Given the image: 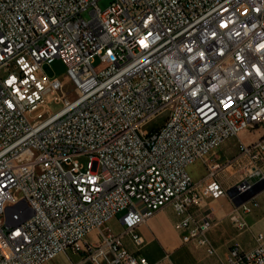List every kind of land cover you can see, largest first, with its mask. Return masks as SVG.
Returning <instances> with one entry per match:
<instances>
[{
    "label": "built area",
    "instance_id": "2783aa9c",
    "mask_svg": "<svg viewBox=\"0 0 264 264\" xmlns=\"http://www.w3.org/2000/svg\"><path fill=\"white\" fill-rule=\"evenodd\" d=\"M98 1L0 0V264H48L69 249L93 264L109 253V264H151L138 230L166 207L182 242L216 264H264L263 234L223 259L209 235V202L264 185V0H114L105 11ZM96 57L108 68L98 73ZM56 60L66 81L43 70ZM258 128L238 144L235 163L249 169L230 191L215 162L193 182L190 165ZM258 208L240 204L239 232ZM117 216L121 234L108 227ZM92 232L98 243L82 249Z\"/></svg>",
    "mask_w": 264,
    "mask_h": 264
},
{
    "label": "crops",
    "instance_id": "0c3cea01",
    "mask_svg": "<svg viewBox=\"0 0 264 264\" xmlns=\"http://www.w3.org/2000/svg\"><path fill=\"white\" fill-rule=\"evenodd\" d=\"M240 134L238 138L227 141L210 154L212 158L216 157L217 159V161L214 160L213 162L219 163L221 166L226 165L225 169L219 171L218 179L223 185L226 182L230 183L228 191L241 181L249 169L248 165H245L243 168L235 163L239 142L241 141L245 144L253 142L252 140L242 139ZM198 162L203 163V161ZM230 170L232 172H228L229 174H227L226 171ZM246 197L248 198L240 201V203L231 201L227 196L218 201L209 202L214 218V226L209 235L217 248L219 258H225L235 243H239L245 250L254 249L257 245L255 236L257 234L264 235V185H257L251 193L242 198ZM251 199H255L259 203V208L255 209L251 214L243 216L249 224V229L239 232L233 224L232 217L239 211L240 204ZM176 221L177 217L173 209L166 207L158 211L146 223L142 224L138 231L144 237L145 244L139 251V254L146 257L151 264L160 262L169 264H216L217 257L208 256L204 249L199 248L193 243L184 244L182 242L180 233L175 226ZM108 227L115 234H121L124 231V227L120 222V216L111 220L108 223ZM87 243L93 245L98 243L97 232L90 233L83 242L84 246L81 248L83 249ZM123 243L129 251L137 252L129 236H124ZM90 258V255L82 250L69 249L66 253L57 256L48 264H93ZM112 259L113 255L109 253L101 260V264H109Z\"/></svg>",
    "mask_w": 264,
    "mask_h": 264
},
{
    "label": "rangeland",
    "instance_id": "374dc122",
    "mask_svg": "<svg viewBox=\"0 0 264 264\" xmlns=\"http://www.w3.org/2000/svg\"><path fill=\"white\" fill-rule=\"evenodd\" d=\"M114 0H99L98 1V6L100 7V9L102 11H105L106 9H108L111 5V3L113 2ZM90 11L91 10H88L87 12L83 13V17L87 20L91 19V15H90ZM108 64L106 62H103L101 61V59L99 57H96L95 60H94V67H95V70L99 73L105 69L108 68ZM43 70L44 72L51 78H55V77H58V78H61L63 81H66V73H67V68L65 66V64L60 61V60H56L55 62H53L52 64L50 65H45L43 67ZM67 90L70 91L73 86L69 83H67ZM70 99H75L76 98V95L75 93H72L69 97ZM53 97L49 96L46 98V102L49 103L51 101H53ZM49 109L51 110H58L59 107L56 106V105H50V107H48ZM44 110L43 109H40L38 110L34 116H38L40 115ZM166 121V116L165 115H161L159 117H157L156 119H154L153 121L149 122L144 130H147V131H152V130H155V129H158L159 127H161ZM255 131V132H254ZM245 130V131H242L241 134H240V137L244 140H252V141H255L257 140L261 133H262V128H258L256 130ZM217 161L216 157H211L210 155L203 161V163H200V162H196L194 163L193 165H190L188 167V172L191 176V179L193 180L194 183H200L201 181H203L205 179V176H206V171H205V166L206 164H210L212 163L213 161ZM78 161L83 165L84 169L86 170L87 167H88V157L86 156H82V157H79L78 158ZM205 165V166H204ZM226 168V165L223 166L222 165V169H225ZM227 174H229L230 172H232V170L230 171H226ZM229 172V173H228ZM230 186V183L226 182L224 183V188L227 190L228 187ZM256 192V191H255ZM254 192V193H255ZM227 197L228 199H230L231 201L233 202H238L240 203V201L242 200H245L247 199L248 197L246 198H242V199H237L235 200L234 198H232L229 194H227Z\"/></svg>",
    "mask_w": 264,
    "mask_h": 264
},
{
    "label": "bare ground",
    "instance_id": "6f19581e",
    "mask_svg": "<svg viewBox=\"0 0 264 264\" xmlns=\"http://www.w3.org/2000/svg\"><path fill=\"white\" fill-rule=\"evenodd\" d=\"M102 35H112V28H102Z\"/></svg>",
    "mask_w": 264,
    "mask_h": 264
}]
</instances>
